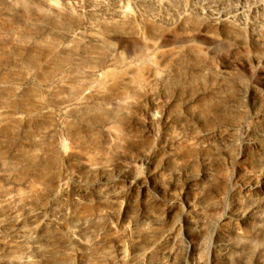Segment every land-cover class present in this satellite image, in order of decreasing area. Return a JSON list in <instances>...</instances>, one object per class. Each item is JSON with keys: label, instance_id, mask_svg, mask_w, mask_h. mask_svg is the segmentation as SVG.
I'll return each mask as SVG.
<instances>
[{"label": "rangeland", "instance_id": "374dc122", "mask_svg": "<svg viewBox=\"0 0 264 264\" xmlns=\"http://www.w3.org/2000/svg\"><path fill=\"white\" fill-rule=\"evenodd\" d=\"M0 264H264V0H0Z\"/></svg>", "mask_w": 264, "mask_h": 264}]
</instances>
